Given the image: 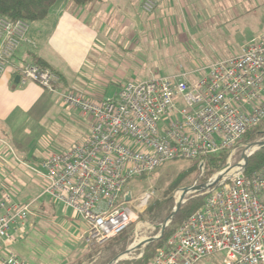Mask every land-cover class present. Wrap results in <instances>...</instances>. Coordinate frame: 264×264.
<instances>
[{
  "label": "built area",
  "instance_id": "built-area-1",
  "mask_svg": "<svg viewBox=\"0 0 264 264\" xmlns=\"http://www.w3.org/2000/svg\"><path fill=\"white\" fill-rule=\"evenodd\" d=\"M161 1L144 0L143 12L153 14ZM30 27L26 20L0 17V79ZM20 77L21 84L33 82L49 92H58L61 83L59 74L35 63L25 64ZM61 97L92 116L90 133L80 145L51 152L29 168L45 182L37 200L62 204L82 221L78 240L103 244L138 220L152 194L135 199L126 189L131 180L172 161L227 151L225 166L204 190L190 193L205 196L202 207L175 228L148 264H199L214 255L222 256V264H264V165L246 173L247 147L233 161L245 134L264 122V33L206 67L130 81L112 97L95 100L72 90ZM16 187L0 192V251H7L0 264H29L8 244L37 200L13 201Z\"/></svg>",
  "mask_w": 264,
  "mask_h": 264
},
{
  "label": "crops",
  "instance_id": "crops-1",
  "mask_svg": "<svg viewBox=\"0 0 264 264\" xmlns=\"http://www.w3.org/2000/svg\"><path fill=\"white\" fill-rule=\"evenodd\" d=\"M143 1L95 0L76 6L71 0H58L46 19L31 24L0 79V134L9 138L14 134L16 138L23 139L22 130L32 123L38 127H53L49 115L54 120L81 124L77 121V114L81 113L88 119L84 139L90 133L93 118L66 105L61 97L63 92L72 90L100 100L113 81L124 82L121 84L124 85L137 77L149 55L158 53L165 42L169 45L171 40L200 34L206 28L205 23L210 22V17L204 19V0H162L151 15L143 12ZM162 41L165 42L162 44ZM37 58L44 59L62 75L58 92H49L33 82L25 85L16 83L20 69L27 63H34ZM36 119L38 121L35 122ZM0 148L3 149L2 146ZM47 155H39L33 162H40ZM5 163L0 156V192L10 190L5 184L26 191L28 184H32L26 172ZM39 195L21 201L12 197V200L26 203ZM44 200L38 203L54 207L35 209L26 224L10 232L12 240L8 248L22 259L30 255L27 242L28 228L35 225L32 218L45 219L46 214L56 216L57 205H62L48 198ZM66 211L64 208L62 218L56 224L72 233L77 230L72 236L78 238L83 233L84 224L74 214L72 219L79 221L81 226L73 225L72 219H66ZM6 254V250L0 251V256Z\"/></svg>",
  "mask_w": 264,
  "mask_h": 264
},
{
  "label": "rangeland",
  "instance_id": "rangeland-1",
  "mask_svg": "<svg viewBox=\"0 0 264 264\" xmlns=\"http://www.w3.org/2000/svg\"><path fill=\"white\" fill-rule=\"evenodd\" d=\"M203 3H205L206 9L204 19L210 17V22L205 23V30L200 34H189L187 38L171 40L169 45L162 41V44L164 42L165 44L159 48L158 53L149 55L142 71L137 77L131 78V81H145L156 76L173 75L181 70L191 71L195 68L206 67L211 61L224 59L235 54L253 37L264 32V0H204ZM123 83L113 81L106 87L105 96L112 97L118 86ZM48 117L50 121L53 120V127H38L32 123L25 130H22L21 137L23 139L16 138L17 135L14 134L10 135V138L0 134V147H3V149L0 148V156L5 160V165L24 170L32 182V184H28L26 191H20L17 187L14 188V192L17 190L20 192L19 194L12 192V197H16L18 201L31 199L39 193L41 194L44 188L45 182L39 180L29 168V165L38 167L41 162H33V159L45 153L68 151L80 145L88 129V119L82 117L81 113L77 114V121L81 124L64 122L57 118L54 120L52 115ZM38 120L36 119L35 122ZM248 145L250 144L242 145L244 150L234 156L233 161L235 163L240 161V157ZM191 163L190 160L172 161L149 176L133 179L128 183L126 189L133 194L135 199L144 193L152 194L144 209L139 213L138 220L128 227L133 234V242L129 248L157 236L160 231V224H153L143 218L151 201L164 198L166 194H170L176 204L177 194L181 189L204 184L202 180L205 172H201V174L192 172L184 175L185 172H189ZM219 171L210 176L208 180ZM178 180H180L178 187L169 192L172 184ZM5 185L11 189V185ZM193 195L196 194L187 195V200ZM28 196L29 198H27ZM39 196L31 201L37 200ZM44 199L41 198L40 200ZM40 200L33 204V212L35 209L40 211L43 206L54 207L52 204L40 205L38 203ZM57 208L58 214L56 216L46 214L45 219L32 218V223L35 225L28 228L27 242L30 255L24 256L23 259L30 264H97L101 262L98 249L106 245L107 242L88 244L83 240H78L77 237H73L72 235L76 234L77 230H73L72 233L56 224L62 218L61 213L66 207L57 205ZM73 215L74 212L67 208L66 219H72ZM71 221L73 225L81 226L79 221L73 219ZM150 244L126 255L123 260L141 258ZM199 264H222V256L214 255L205 258Z\"/></svg>",
  "mask_w": 264,
  "mask_h": 264
},
{
  "label": "trees",
  "instance_id": "trees-1",
  "mask_svg": "<svg viewBox=\"0 0 264 264\" xmlns=\"http://www.w3.org/2000/svg\"><path fill=\"white\" fill-rule=\"evenodd\" d=\"M58 0H0V17H6L10 20L16 21L19 19L26 20L31 24L40 22L46 19L51 8ZM76 6H84L95 0H71ZM31 28V27H30ZM43 69H50L53 72L59 74L61 82L63 81L62 75L53 69L44 59L37 58L34 62ZM264 138V122L256 128L250 129L243 137L240 145L252 144L254 141ZM241 145V146H242ZM239 146L238 154L244 150V146ZM228 152L222 151L217 155H211L202 159L192 160L189 172H185L187 175L192 172H205V176L202 180L206 183L208 178L217 171L221 170L227 161ZM264 165V148L257 150L252 154L248 160L246 173L253 174L262 169ZM185 177V176H183ZM181 180V179H180ZM180 180L172 184L169 192L178 187ZM168 196V197H167ZM205 201V196L196 194L191 196L185 204L181 206L177 214L174 216L172 222L169 224L165 233L161 239L152 242L148 246L147 251L141 258L133 260H121L117 264H147L157 249L164 248L168 237L174 232L175 227L179 226L182 222L187 220L193 213L202 207ZM175 207L174 198L170 194H166L164 198L155 199L150 202L143 218L150 221L153 224H163L168 216L171 214ZM133 242V234L130 229L115 236L107 241V244L98 249L100 253L101 262L97 264H109L111 259L116 255L124 252L129 248Z\"/></svg>",
  "mask_w": 264,
  "mask_h": 264
},
{
  "label": "water",
  "instance_id": "water-1",
  "mask_svg": "<svg viewBox=\"0 0 264 264\" xmlns=\"http://www.w3.org/2000/svg\"><path fill=\"white\" fill-rule=\"evenodd\" d=\"M20 78H21L20 76H18L16 78V83L20 82ZM262 148H264V139L258 140L256 142L248 145L247 149H246L248 154L245 157L246 164L248 163L250 156L252 154H254L257 150L262 149ZM204 187H205V183L202 185H198V186L183 188L182 189L183 194H182L180 202H177L175 204V207H174L173 211L171 212V214L168 216V218L165 220V222L162 225H160V231H159L158 235L154 236L148 240H145V242H142L136 246H133V247L131 246L130 248H128L124 252L115 256L109 264H117L120 260H123V257H125L126 255H128V254L132 253L133 251L139 249L140 247H145L146 245L150 244L151 242L158 241L159 239H161L165 233V230L167 229L169 224L172 222L174 216L177 214V212L179 211L181 206L184 204L186 196L190 193L202 192L204 190ZM127 199H129V197Z\"/></svg>",
  "mask_w": 264,
  "mask_h": 264
},
{
  "label": "bare ground",
  "instance_id": "bare-ground-1",
  "mask_svg": "<svg viewBox=\"0 0 264 264\" xmlns=\"http://www.w3.org/2000/svg\"><path fill=\"white\" fill-rule=\"evenodd\" d=\"M181 194H182V190H181V191H179V193L177 194V200H179V199H180V197H181Z\"/></svg>",
  "mask_w": 264,
  "mask_h": 264
}]
</instances>
